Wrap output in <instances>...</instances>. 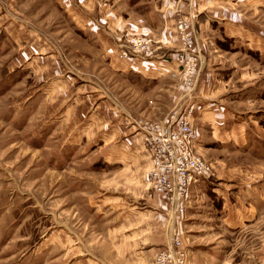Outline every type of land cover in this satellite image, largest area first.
I'll return each mask as SVG.
<instances>
[{
	"label": "rangeland",
	"instance_id": "rangeland-1",
	"mask_svg": "<svg viewBox=\"0 0 264 264\" xmlns=\"http://www.w3.org/2000/svg\"><path fill=\"white\" fill-rule=\"evenodd\" d=\"M95 1L90 0L89 8L80 6L85 16L79 13L77 20L72 5L78 0H0V264H151L150 252L158 253L172 237L181 239L192 262L264 264V51L250 47L248 39L235 37L237 44H232L225 35L228 27L209 21L203 31L215 42H205L204 48L232 52L233 61L253 71L242 83L243 94L232 93L230 98L237 102L227 106L233 119L243 118L246 127L257 133L249 128L253 133L248 134L250 141L244 149L235 148L232 140L224 146L218 141L201 146L197 154L212 172L199 180L201 188L193 192L182 214L169 215L167 204L149 184L148 163L131 160L129 143L118 146L128 163L118 168L119 164L96 160L95 149L104 151L106 146L55 150L47 141L51 132L46 128H51L53 118L41 119L43 97L53 80L68 83L73 95L89 85L100 94L98 103L126 121L121 104L125 81L93 41L92 33L82 32L86 12L97 19V12L103 10ZM164 1L173 20L199 17L198 0H181L177 14ZM224 1L221 10L236 13L241 31L248 29L264 38V6L248 0ZM129 14V20H145L134 9ZM260 38L256 42L264 48ZM117 40L123 43V38ZM197 41L202 47L198 37ZM138 61L128 62L135 66ZM201 65L200 61L190 101L197 95ZM174 85L162 96L165 116L187 104L185 90ZM225 98L220 97L221 101ZM127 119L131 126L133 120ZM57 156L68 161L60 163ZM227 206H234L229 215ZM239 212L247 221L228 228L224 224L228 216L233 223Z\"/></svg>",
	"mask_w": 264,
	"mask_h": 264
},
{
	"label": "crops",
	"instance_id": "crops-1",
	"mask_svg": "<svg viewBox=\"0 0 264 264\" xmlns=\"http://www.w3.org/2000/svg\"><path fill=\"white\" fill-rule=\"evenodd\" d=\"M85 1L78 0L77 4L73 3L72 5L77 11V20H79V13L85 16L80 6L89 8L88 4H90V0L86 1V3ZM109 1L111 4L109 2L99 3L97 0L95 1L98 5L101 4L99 7H103L104 11L97 12L99 16L97 19H95V15L90 16L86 12L87 22L86 24H82L84 25V30L81 31L84 35L92 33L93 41L96 44L98 42L97 45L104 56L110 60L112 66L113 64L115 65L116 72H119L124 79L125 98L121 104H124V120L126 121L123 123L117 113L113 112L112 109L109 110L100 101L98 103V99L96 98L100 94L89 85L88 87L84 86L85 88H81L80 93H83V95H79L80 93H76V91L73 95V91L68 83L63 81L54 82V80L43 97L44 111L41 119L49 122V119L53 118L50 122L51 128L47 126L46 132H51L47 136V141L49 143L52 142L50 145L55 150L57 148H67L68 146H106L104 151L95 149L96 160L102 159L110 165L119 164L121 167L118 168H125L128 165V163L124 162L126 155L123 149L120 150L118 146L119 144L129 143L128 148L132 152L129 154L132 155L131 160H140L145 165L148 163L149 166L150 152L144 143L137 125L141 121V118L152 121L161 120L165 116L164 103L161 102L164 92L169 91L174 84L181 87L177 79L173 80L170 77V73L174 71V64L171 63L170 58L172 57V53L179 48V40L175 37L174 20L170 17L171 13L167 10L164 0ZM222 1L224 0H198L197 2L200 14L196 19L195 34L202 46L201 66L204 70L197 85V95L193 96L194 98L191 101L190 99L185 100L187 104L194 105L191 146L196 153L201 151V146L208 144L210 146L211 142L217 141L221 146H224L232 140L235 143L234 146L236 145L235 148L241 147V149H244L245 145L249 144L250 141L248 134L253 133L251 130H257L248 126L246 127V122L243 118L240 120L233 119V113L227 106L229 102H237V100L230 98L232 93L239 94L241 92L243 94L244 85L242 83L254 75L253 71L244 70L240 64L238 65L233 61L232 52L227 54V52L220 49L218 54L217 52L214 53L217 50L215 47H211L210 49L204 48L205 42H215L211 34L209 37L203 31L204 29L206 31L207 26L210 24L209 21H215L219 25H223L225 29L228 27L225 35L230 37L229 39L232 40V44L236 43L235 41L233 43V39L236 38L239 40L248 39L250 47L258 49V51H264L262 43L256 42V38H260H258L257 33L248 29L241 31L239 25H237L236 13L234 15L233 13L227 14V9L221 10L220 2ZM116 2L119 3L116 4V7L118 6L117 10H114L113 5ZM248 2L257 6H264V0H248ZM111 5L113 8H111ZM120 8H124L125 12ZM133 9L145 19L143 20L144 22L142 20H129L130 16L127 17L130 15L129 10L132 11ZM121 14H124V17ZM73 17L72 15V22L75 24ZM146 18L150 20L148 21ZM90 21L92 24H89ZM147 35L151 36L156 41V44H158L151 56L141 57L135 66L130 65L128 61L118 56L120 44H118L117 39L119 37L123 38V43H125L130 37H146ZM262 38H260V41L264 43V38ZM172 81H175V83L172 84ZM77 90L80 89L78 88ZM112 91L113 89L111 90V94L113 95ZM127 91H130V95ZM115 95L116 91H114ZM221 95H226L223 101L220 99ZM235 95L237 96V94ZM238 100L244 101L242 98ZM92 106L93 109L90 111ZM127 116H130L131 120H133L131 126L128 124L129 119H127ZM237 139L239 142H237ZM66 155L68 156L69 154ZM66 158H59L57 156L55 160L64 163L68 161ZM210 163L214 165L216 162ZM201 183L202 181H199L190 186L185 207L188 202H192L190 197H192L193 192L200 190ZM221 196L227 197V193L222 192ZM103 202L104 204L106 203L104 200ZM233 208L234 206L231 209L227 206L226 214L229 215L230 210V213H232ZM238 214L239 216L234 217L235 221L233 223L228 221L231 217L228 216L224 224L228 228H233V226L238 228L240 222L247 221V218L244 219V213L239 212ZM156 253L155 251L153 253L150 252L149 259L152 260V263ZM188 261L191 264L194 262L191 261L189 254ZM194 263L201 264L200 262Z\"/></svg>",
	"mask_w": 264,
	"mask_h": 264
},
{
	"label": "built area",
	"instance_id": "built-area-1",
	"mask_svg": "<svg viewBox=\"0 0 264 264\" xmlns=\"http://www.w3.org/2000/svg\"><path fill=\"white\" fill-rule=\"evenodd\" d=\"M167 1L172 13L180 12L178 3L181 0ZM175 19L174 32L179 38V48L172 53L174 71L170 76L177 78L179 86L185 90L183 98L186 100L192 97L196 87L202 53L195 37L196 21L179 16ZM154 44L150 37L133 36L120 44L118 56L134 65L141 57L153 54ZM194 111L193 104H186L177 113L159 121L141 120L137 125L150 152L149 184L153 192L166 201L169 215L182 214L190 186L212 172L209 163L191 146ZM152 264H189L188 248L180 238L172 237L160 248Z\"/></svg>",
	"mask_w": 264,
	"mask_h": 264
},
{
	"label": "bare ground",
	"instance_id": "bare-ground-1",
	"mask_svg": "<svg viewBox=\"0 0 264 264\" xmlns=\"http://www.w3.org/2000/svg\"><path fill=\"white\" fill-rule=\"evenodd\" d=\"M167 1V0H166ZM167 2H169V1H167ZM179 39V38H178ZM172 58V57H171ZM170 58V61H172V59ZM171 63H173V62H171ZM158 195V194H157ZM165 203H166V201H165Z\"/></svg>",
	"mask_w": 264,
	"mask_h": 264
}]
</instances>
